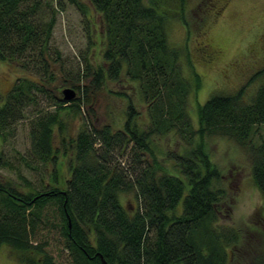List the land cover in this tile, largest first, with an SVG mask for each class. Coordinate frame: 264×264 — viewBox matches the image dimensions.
Wrapping results in <instances>:
<instances>
[{"label": "trees", "instance_id": "trees-1", "mask_svg": "<svg viewBox=\"0 0 264 264\" xmlns=\"http://www.w3.org/2000/svg\"><path fill=\"white\" fill-rule=\"evenodd\" d=\"M187 3L0 0V60L26 71L0 90V169L16 171L0 173V249L22 264H62L47 248L56 232L69 264H103L100 254L109 264L227 263L238 233L218 224L226 190L210 143L224 137L247 150L264 198V134L255 139L264 124V80L249 100L242 86L191 101L201 74L187 42L173 44L167 32L170 18H182L191 34ZM69 4L83 14L88 48L101 45V59L82 54L75 71L53 41L57 15ZM89 5L101 20L99 37ZM61 78L74 98L58 91ZM104 88L123 106L116 112L108 104L110 120L96 124ZM22 120L30 142L15 151V165L4 149ZM128 192L137 202L132 211L121 201Z\"/></svg>", "mask_w": 264, "mask_h": 264}, {"label": "rangeland", "instance_id": "rangeland-1", "mask_svg": "<svg viewBox=\"0 0 264 264\" xmlns=\"http://www.w3.org/2000/svg\"><path fill=\"white\" fill-rule=\"evenodd\" d=\"M89 8L93 13V31L99 37L101 20L90 5ZM185 17L192 28L191 34L187 32L182 18H170L167 32L173 44L182 45L187 42L191 58L201 74V86L196 95H191V101L196 102L197 99L202 102L210 92L216 90L235 93L242 86V97L249 100L264 80V71L255 75L264 69V0H188ZM53 41L60 47L66 59L65 65L71 71H75L81 64L82 54L96 62L101 59L100 42L88 48L86 21L75 5L69 4L57 15ZM66 72L60 71L58 76L61 77ZM25 73L14 62L0 60L1 92L7 93L14 79ZM62 79L56 80V83L61 85ZM110 85L120 87L119 84L110 83L109 88ZM64 86L66 85H61L58 91L61 92ZM112 98L113 94L107 88L98 95L95 104L98 114L96 117L92 115L96 124L110 120L108 104H113L116 112L123 106L118 102V97H114L117 101ZM24 120L15 124L4 149L15 159V165V151H25L30 142L29 124ZM79 123L78 117L69 121L71 132L78 129ZM260 133L264 134V124L260 126L255 139L259 138ZM210 147L211 156L223 173L219 185L226 190L220 204L218 224L231 227L238 233V239L229 248L226 264H264V198L250 175L247 150L234 140L224 137L211 142ZM21 170L26 176L36 179L37 174L28 167L21 165ZM0 173L4 177H16L15 169L3 167ZM121 201L129 211L136 208L137 202L132 192L122 195ZM52 235L55 237L51 238L47 248L56 260L69 264V255L66 252L60 255L62 238L56 232ZM0 264L22 263L3 246L0 249Z\"/></svg>", "mask_w": 264, "mask_h": 264}, {"label": "water", "instance_id": "water-1", "mask_svg": "<svg viewBox=\"0 0 264 264\" xmlns=\"http://www.w3.org/2000/svg\"><path fill=\"white\" fill-rule=\"evenodd\" d=\"M62 92H63L64 98L67 99V100H70V99L74 98L75 95H76L75 89L72 88V87H69V86L64 87L63 90H62ZM100 257H101V260H102V263L103 264H109L107 262V260L103 257L102 254H100Z\"/></svg>", "mask_w": 264, "mask_h": 264}]
</instances>
